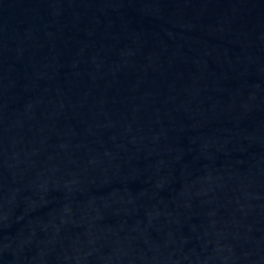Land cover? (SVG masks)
Here are the masks:
<instances>
[{"label":"water","instance_id":"1","mask_svg":"<svg viewBox=\"0 0 264 264\" xmlns=\"http://www.w3.org/2000/svg\"><path fill=\"white\" fill-rule=\"evenodd\" d=\"M0 264H264V0H0Z\"/></svg>","mask_w":264,"mask_h":264}]
</instances>
